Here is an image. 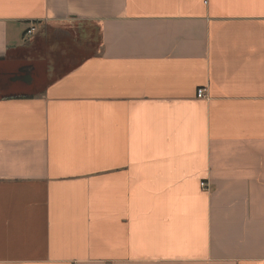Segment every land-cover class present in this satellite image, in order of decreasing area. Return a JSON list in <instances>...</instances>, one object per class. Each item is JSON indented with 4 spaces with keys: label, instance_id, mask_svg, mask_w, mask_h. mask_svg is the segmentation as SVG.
Instances as JSON below:
<instances>
[{
    "label": "crops",
    "instance_id": "0c3cea01",
    "mask_svg": "<svg viewBox=\"0 0 264 264\" xmlns=\"http://www.w3.org/2000/svg\"><path fill=\"white\" fill-rule=\"evenodd\" d=\"M90 23L0 94V264H264V0H0V61Z\"/></svg>",
    "mask_w": 264,
    "mask_h": 264
},
{
    "label": "rangeland",
    "instance_id": "374dc122",
    "mask_svg": "<svg viewBox=\"0 0 264 264\" xmlns=\"http://www.w3.org/2000/svg\"><path fill=\"white\" fill-rule=\"evenodd\" d=\"M85 26L87 35L81 44H75L74 41H82L85 33L83 34V30L76 25H68L75 31V36L70 39L64 35L62 29L58 31L49 29L48 32L43 31L42 33L41 26H38L31 35L25 38L27 40L26 45L9 50L7 58L0 61V94L31 93L40 87L43 88L50 78L48 77L50 75L48 72L50 58L51 61L54 59L55 62L63 63V61L68 60L66 57L59 58L63 55V51L73 53L74 49L82 46H95L96 38L93 24L90 23ZM71 40L74 41L71 42ZM53 44L58 46L55 51L51 47ZM65 66L66 63L62 65V67ZM29 67L30 80L20 75V70ZM54 69L56 70V67ZM25 70L27 71V69Z\"/></svg>",
    "mask_w": 264,
    "mask_h": 264
},
{
    "label": "built area",
    "instance_id": "2783aa9c",
    "mask_svg": "<svg viewBox=\"0 0 264 264\" xmlns=\"http://www.w3.org/2000/svg\"><path fill=\"white\" fill-rule=\"evenodd\" d=\"M33 31V27H30L28 28L26 31H25V34L26 35H29L30 33H32ZM204 89L202 88H198L197 91H196V96L197 97H203L204 96V93H203ZM201 186H204V183H200Z\"/></svg>",
    "mask_w": 264,
    "mask_h": 264
}]
</instances>
